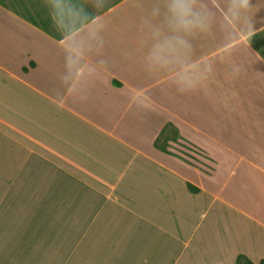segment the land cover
<instances>
[{
  "label": "crops",
  "instance_id": "obj_1",
  "mask_svg": "<svg viewBox=\"0 0 264 264\" xmlns=\"http://www.w3.org/2000/svg\"><path fill=\"white\" fill-rule=\"evenodd\" d=\"M240 255L264 260V0H0V264Z\"/></svg>",
  "mask_w": 264,
  "mask_h": 264
},
{
  "label": "trees",
  "instance_id": "obj_2",
  "mask_svg": "<svg viewBox=\"0 0 264 264\" xmlns=\"http://www.w3.org/2000/svg\"><path fill=\"white\" fill-rule=\"evenodd\" d=\"M191 188L193 190H196L195 187L191 186ZM236 264H255L254 262H252L251 260H249L248 258H246L245 256H238L237 260H236ZM260 264H264V260L260 263Z\"/></svg>",
  "mask_w": 264,
  "mask_h": 264
}]
</instances>
